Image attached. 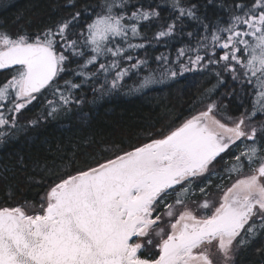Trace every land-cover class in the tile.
<instances>
[{
    "label": "snow or ice",
    "instance_id": "obj_1",
    "mask_svg": "<svg viewBox=\"0 0 264 264\" xmlns=\"http://www.w3.org/2000/svg\"><path fill=\"white\" fill-rule=\"evenodd\" d=\"M65 6L68 17L34 33L0 30V143L21 130L29 105H45L28 121L36 127L83 104L86 87L95 100L133 77L130 94L187 72L216 83L168 126L50 179L38 201L0 204V264H237L264 237V0H226L215 22L183 0ZM165 9L172 15L154 40L167 43L188 18L200 32L153 69L132 51ZM237 85L249 107L232 118L224 97Z\"/></svg>",
    "mask_w": 264,
    "mask_h": 264
},
{
    "label": "trees",
    "instance_id": "obj_2",
    "mask_svg": "<svg viewBox=\"0 0 264 264\" xmlns=\"http://www.w3.org/2000/svg\"><path fill=\"white\" fill-rule=\"evenodd\" d=\"M139 2L145 6L155 3L163 7L171 0ZM77 3L83 9L85 6L96 7L101 0H77ZM183 3L196 5L201 19L215 22L221 15L226 17V11L222 12L226 0H183ZM70 13L65 0H0V30L13 34L20 31L34 33ZM171 15L165 9L161 11L160 19L142 27L146 47L132 51L134 58L147 59L153 69L158 66L155 57L165 54L175 60L180 47H188L189 40L196 43L187 33L200 32L198 21L188 18L182 25L178 23L175 37L166 38L167 43L154 40L156 31ZM135 79L126 78L124 88L95 100L94 93L86 87L80 93L85 98L83 104L57 118L41 119L36 127H29L28 121L43 116L45 105L42 102L29 105L19 118L21 130L0 143V204L38 201L50 179L95 163L101 155H110L115 146L135 143L137 138L144 139L150 131L168 126L177 117L188 114L194 104L202 106L200 99L216 83L210 73L187 72L174 82L166 81L145 93L130 94L128 88L134 86ZM231 86L229 81L227 87L220 86L217 91L224 95L231 91ZM235 91L238 95L224 97L225 113L232 118L249 107L248 98H242L239 85ZM9 193L10 200L7 199ZM257 249H264V237L242 250L237 264H264V254Z\"/></svg>",
    "mask_w": 264,
    "mask_h": 264
}]
</instances>
